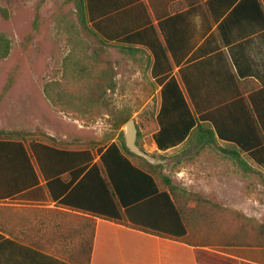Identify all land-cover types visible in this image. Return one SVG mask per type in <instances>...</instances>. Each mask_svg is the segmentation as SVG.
<instances>
[{
    "label": "trees",
    "instance_id": "1",
    "mask_svg": "<svg viewBox=\"0 0 264 264\" xmlns=\"http://www.w3.org/2000/svg\"><path fill=\"white\" fill-rule=\"evenodd\" d=\"M68 1L75 3L85 34L97 40L99 49L75 57L63 81L47 84L44 91L55 108L84 119L100 106L107 107V95L116 89V73L100 53L108 44L129 51L141 48L152 55L151 75L161 87L153 135L158 150L189 143L203 150L222 142L228 146L221 148L225 156L244 172L255 171L243 155L264 170V83L249 79L261 65L256 54L264 58L259 47L264 41L261 0ZM11 51V39L0 33V60ZM218 77L224 83H217ZM73 83L87 84L78 90ZM112 114L117 129L131 120L130 115ZM18 135L21 138L9 133L0 137V200L48 194L60 205L191 246L264 248V225H255V242L245 244L242 235L253 230L250 220L233 212L247 225L230 224L227 208L172 183L162 165L127 148L123 132L119 141L107 146L81 149L57 145L52 137L51 143L26 142L24 133ZM7 225L0 224V242L12 243L14 230ZM235 226L240 235L228 243V227ZM218 232L224 244L215 240ZM1 252L2 245L0 264Z\"/></svg>",
    "mask_w": 264,
    "mask_h": 264
},
{
    "label": "rangeland",
    "instance_id": "2",
    "mask_svg": "<svg viewBox=\"0 0 264 264\" xmlns=\"http://www.w3.org/2000/svg\"><path fill=\"white\" fill-rule=\"evenodd\" d=\"M0 33L12 41L10 56L0 60V137L9 133L19 139L18 133H24L26 142L51 143L48 138L52 137L55 144L65 147H103L119 141L122 132L125 141V125L117 129L112 113L130 115L137 123V144L158 160L153 165H162L163 173L186 192L199 193L227 208L230 224L243 226L250 220L253 230L248 228L251 232L242 235L243 242H255L251 241L255 225H264V170L243 155L255 171L244 172L225 156L221 148L228 146L222 142L203 150L189 143L158 151L153 135L158 129L161 87L151 75L153 57L149 51H129L116 44L103 48L100 54L116 73V89L108 93L107 107L100 106L82 119L75 113L60 112L44 91L50 82L63 81L66 67L72 68L75 57L90 56L99 49L97 40L85 34L75 3L0 0ZM73 84L81 90L87 83ZM239 226L228 227V243L237 241L231 237L240 235ZM214 234L217 242L225 243L219 232ZM228 250L264 259V248L233 245Z\"/></svg>",
    "mask_w": 264,
    "mask_h": 264
},
{
    "label": "crops",
    "instance_id": "3",
    "mask_svg": "<svg viewBox=\"0 0 264 264\" xmlns=\"http://www.w3.org/2000/svg\"><path fill=\"white\" fill-rule=\"evenodd\" d=\"M261 2L264 5V0ZM259 47L264 50V41ZM256 55L261 65L254 67L258 74L249 79L264 83V58ZM217 83L224 82L218 77ZM15 201L18 203L8 204ZM5 221L14 230V238L5 234L12 243L0 242L2 264H264L258 257H244L224 248L191 246L63 206L51 201L48 194L0 200V224Z\"/></svg>",
    "mask_w": 264,
    "mask_h": 264
},
{
    "label": "water",
    "instance_id": "4",
    "mask_svg": "<svg viewBox=\"0 0 264 264\" xmlns=\"http://www.w3.org/2000/svg\"><path fill=\"white\" fill-rule=\"evenodd\" d=\"M138 128L134 119L129 120L125 125V144L127 148L137 156L145 158L151 164H157L158 160L144 151L138 144Z\"/></svg>",
    "mask_w": 264,
    "mask_h": 264
}]
</instances>
